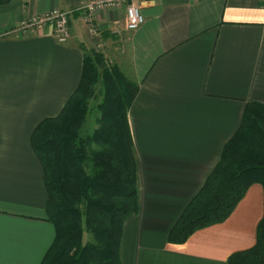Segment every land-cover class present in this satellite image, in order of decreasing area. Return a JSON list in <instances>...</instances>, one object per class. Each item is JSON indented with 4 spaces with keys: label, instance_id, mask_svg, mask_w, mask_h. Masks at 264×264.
<instances>
[{
    "label": "crops",
    "instance_id": "crops-1",
    "mask_svg": "<svg viewBox=\"0 0 264 264\" xmlns=\"http://www.w3.org/2000/svg\"><path fill=\"white\" fill-rule=\"evenodd\" d=\"M91 1L0 6V264H42L55 241L32 137L79 88L85 53L103 47L139 87L128 112L139 211L123 224L121 264H228L256 244L264 217L258 183L223 223L183 244L168 236L238 134L247 104L264 105V0H150L135 32L127 31L125 6L103 9L96 34L82 12ZM54 11L73 13L66 43L50 25L19 31Z\"/></svg>",
    "mask_w": 264,
    "mask_h": 264
},
{
    "label": "trees",
    "instance_id": "trees-1",
    "mask_svg": "<svg viewBox=\"0 0 264 264\" xmlns=\"http://www.w3.org/2000/svg\"><path fill=\"white\" fill-rule=\"evenodd\" d=\"M11 1L0 0V6ZM100 59L101 54L85 53L79 88L59 117L45 120L33 133L32 146L43 166L49 196L48 220L56 230L42 264H121L123 224L139 211L137 161L128 123L139 87L117 67L101 77ZM99 79L101 127L83 139L82 127ZM255 183L264 188V105L249 103L238 134L223 149L204 186L170 231L168 242L183 244L195 232L226 221ZM83 204L85 225L97 245L83 243L79 209ZM228 264H264V217L255 246L231 255Z\"/></svg>",
    "mask_w": 264,
    "mask_h": 264
},
{
    "label": "built area",
    "instance_id": "built-area-1",
    "mask_svg": "<svg viewBox=\"0 0 264 264\" xmlns=\"http://www.w3.org/2000/svg\"><path fill=\"white\" fill-rule=\"evenodd\" d=\"M150 0H96L89 2L82 10L84 23L89 26L92 33H98L95 25L96 14L103 9H112L121 6L126 7V28L128 32H135L145 24V16L142 11L143 3ZM72 12L54 11L42 18L28 21L22 24L19 31L28 32L52 26L54 35L59 43H66L70 36V20Z\"/></svg>",
    "mask_w": 264,
    "mask_h": 264
},
{
    "label": "rangeland",
    "instance_id": "rangeland-1",
    "mask_svg": "<svg viewBox=\"0 0 264 264\" xmlns=\"http://www.w3.org/2000/svg\"><path fill=\"white\" fill-rule=\"evenodd\" d=\"M111 54V55H110ZM102 59H100L97 63L98 72L100 73L101 77L103 76L105 71H109L114 66L113 56L112 52L108 51V49H104L101 52ZM112 58V59H111ZM101 79V78H100ZM97 80V83L94 86L95 93L90 99V107L91 112L86 118V123L82 127V133L81 137L83 139L91 138L97 130L101 127V112L99 111V106L103 103V96L101 95V91H103V88L101 86V80ZM75 165H73L74 167ZM73 180V184L75 185L77 183L75 172H73L71 176ZM82 214V221H83V243L84 244H94L97 245V240L93 236L91 232L88 231L86 225H85V207L84 204L79 207Z\"/></svg>",
    "mask_w": 264,
    "mask_h": 264
}]
</instances>
